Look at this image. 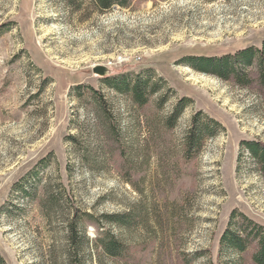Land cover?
Returning <instances> with one entry per match:
<instances>
[{"label": "rangeland", "instance_id": "obj_1", "mask_svg": "<svg viewBox=\"0 0 264 264\" xmlns=\"http://www.w3.org/2000/svg\"><path fill=\"white\" fill-rule=\"evenodd\" d=\"M263 41L264 0H0V264H254L255 242L221 255L220 237L233 210L264 227V175L241 146L264 143V84L255 67L241 87L181 61ZM148 73L142 105L105 84ZM198 112L222 129L188 156Z\"/></svg>", "mask_w": 264, "mask_h": 264}, {"label": "trees", "instance_id": "obj_2", "mask_svg": "<svg viewBox=\"0 0 264 264\" xmlns=\"http://www.w3.org/2000/svg\"><path fill=\"white\" fill-rule=\"evenodd\" d=\"M97 8L101 11L109 10L113 5L121 7L127 6V0H94ZM181 62L191 67L195 71L216 76L224 81L231 78L241 86H247L248 77L247 69L255 67L259 72V80L264 84V41L260 48L249 47L234 55H225L223 57H205V56H189ZM151 73H148L146 81L137 79L132 86L126 79H115L114 77H107L105 84L114 88L119 93H130L132 98L138 105H142L147 98V93L156 92L158 84L149 83ZM152 86V87H151ZM84 85H77L75 89H81ZM87 90L92 91L94 99L97 101L98 119L106 125L105 128L112 133H116L117 126L112 122L113 115L106 107V101L103 96L95 92L91 87ZM190 103V99L181 100L172 112L170 119L175 120L176 116L182 112L183 108ZM221 125L212 118L204 117L201 112L196 113L192 119L190 127L186 133V153L188 156L198 153L203 142L210 137L217 135ZM117 134V133H116ZM72 141L75 137H69ZM76 141V140H75ZM242 149H245L254 160L255 166L264 175V143L259 141L245 140L241 143ZM26 193L27 191L24 190ZM27 194V193H26ZM75 213L78 209L75 207L74 200L71 194L67 196ZM74 213V214H75ZM87 218L92 217L88 213L85 214ZM109 220L117 221L118 216H107ZM77 219L69 224L70 235L68 237L69 246L75 250L78 249L76 240H83L85 238L84 230L81 225H78ZM83 226V225H82ZM78 242V241H77ZM81 242V241H80ZM255 242V253L252 255L254 264H264V227L251 221L244 214L233 210L230 214L228 226L220 237V252L231 251L233 253H241L245 251L249 245ZM100 246L111 256H116L121 252L122 244L113 236L106 233V236L100 240ZM1 260V259H0Z\"/></svg>", "mask_w": 264, "mask_h": 264}, {"label": "water", "instance_id": "obj_3", "mask_svg": "<svg viewBox=\"0 0 264 264\" xmlns=\"http://www.w3.org/2000/svg\"><path fill=\"white\" fill-rule=\"evenodd\" d=\"M98 69H96V71H97Z\"/></svg>", "mask_w": 264, "mask_h": 264}]
</instances>
